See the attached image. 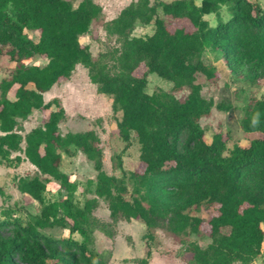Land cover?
<instances>
[{
  "label": "trees",
  "instance_id": "trees-1",
  "mask_svg": "<svg viewBox=\"0 0 264 264\" xmlns=\"http://www.w3.org/2000/svg\"><path fill=\"white\" fill-rule=\"evenodd\" d=\"M222 6L226 18L220 17ZM158 9L174 19H185L192 29L169 28ZM101 12L93 0H80L75 7L69 0H0V54L2 29L18 37L4 51L15 65L9 77L0 80V163L19 162L21 157H11V153H23L37 173L17 177L15 185L40 205L39 213L28 220L10 216L0 220V264H109L108 258L93 248V230L103 226L93 214L97 197L106 200L113 222L137 219L144 223L146 250L132 262L149 264L155 239L152 215L157 213L160 193L185 184L191 191L170 219L177 230L189 227L197 231L204 221L180 211L203 199L216 204L215 213L207 220L210 241L204 247L188 243V263L250 264L264 249V100L250 99L240 120L244 132L259 135L227 150L221 132L214 133L210 142L204 139L199 120L210 115L214 103L201 95L196 76L203 74L209 80L218 76L214 66L201 59L203 51L211 49L220 52L231 71L247 67L250 79L264 78V66L258 65L234 36L238 28L264 36V6L255 0H200L199 4L195 0L131 1L104 26L121 44L115 57L121 68L117 74L106 72L103 54L94 58L88 45L80 42ZM207 14L215 15V24L204 18ZM137 22L153 23L152 33L133 35ZM24 29L32 31L36 41L27 38ZM33 55L46 62H25ZM76 64L86 68L97 92L109 96L112 111L120 113L115 124L125 143L123 150L129 147L132 135L137 139L143 169L129 173L134 183L131 197H127L120 160V177L104 171L97 133H62L59 123L66 114L59 99L44 101L43 93L69 79ZM150 73L171 82L173 90L188 87V94L179 100L163 89L148 93ZM215 106L226 109L221 103ZM33 110L45 114L42 125L22 136V121ZM71 150L82 153L96 173L89 181L95 197L86 198L82 205L74 201L77 184L60 169L62 153L71 154ZM41 176L58 181L65 195L45 201L46 182ZM48 227L66 229L68 235L51 237L40 231ZM102 231L111 235L105 227ZM73 233L81 240L72 238Z\"/></svg>",
  "mask_w": 264,
  "mask_h": 264
},
{
  "label": "rangeland",
  "instance_id": "rangeland-1",
  "mask_svg": "<svg viewBox=\"0 0 264 264\" xmlns=\"http://www.w3.org/2000/svg\"><path fill=\"white\" fill-rule=\"evenodd\" d=\"M69 1L75 7L80 0ZM93 1L101 6L102 12L92 20L89 32L80 37V42L88 44L94 58L100 53L103 54L101 61L104 63L106 72L117 74L121 68L118 66L115 57L119 55L121 44L115 35L106 32L104 26L106 21L114 18L124 6L134 0ZM150 1L153 2V0ZM255 1L264 6V0ZM195 2L199 4L200 0H195ZM158 15L164 19L169 28L183 26L187 30L192 29L185 19H174L164 14L161 9H158ZM227 16V11L222 6L220 17L226 18ZM204 18L211 25L216 22L214 14H207ZM153 28V23L144 25L137 22L132 34L135 36L148 35L152 33ZM1 32L3 53L0 54V80L9 77L15 65L4 54V51L12 47L18 40L17 35L12 31L2 29ZM23 33L27 38L36 41V36L32 31L24 29ZM234 36L243 44L247 54L258 65L264 66V36L245 28L236 29ZM201 59L205 64L213 65L218 74L214 80H209L203 74L196 76V82L201 85V95L206 99H212L214 103L210 115L199 120V124L204 130L206 142L211 141L214 133L221 132L226 138L225 145L229 150L234 144H244L258 136L257 132H244L240 127V120L243 117L245 105L250 99L264 100V78L250 79L247 74V67L239 71H231L224 65L218 51L206 49L203 51ZM25 62L43 65L46 59L33 55L25 58ZM141 71L142 68L137 72L141 73ZM158 89L167 91L179 100H183L189 92L188 87L178 91L173 90L171 82L160 78L155 73L148 74L146 91L152 93ZM45 93H48L45 98L43 93L45 102L57 97L64 108L66 117L59 123L62 133L86 130H94L97 133L103 152V169L107 174L117 177L122 175V171L117 168L120 160L123 173L126 176L127 197H131L134 183L129 177V173L132 171L141 172L143 169L139 160V144L136 137L132 135L129 147L123 150L125 143L118 136L115 124V119L120 118V113L112 111L110 97L97 92L96 85L91 83L88 78L86 68L81 65L74 68L69 79L54 84ZM219 103L226 109H217L215 105ZM51 109H55V106L52 105ZM44 115L41 111L33 110L22 121L21 135L24 136L32 128L41 126ZM21 147H24V141H22ZM16 155L21 157L19 162L12 160L9 166L0 163V220L9 216L28 220L31 215L38 214L40 209L37 201L27 194L19 192L16 188L15 179L17 177L32 176L37 173L36 168L25 159L23 153H11V157ZM60 169L69 176L71 181L77 184V189L74 192V201L77 204L82 205L86 198L95 197L94 186L89 184V181L94 179L96 173L91 162L82 153L77 150H71V154L62 153ZM45 177L41 176L46 182L45 201L62 198L66 192L59 182ZM86 188L88 191H84ZM190 191L191 187L185 184L183 188H165L160 193L161 196L156 205L157 213L152 215L154 227L151 228V232L155 235V239L151 245L149 264H189L187 261L188 253L185 250L186 245L195 242L204 247L209 243L207 220L215 213V203H209L203 199L180 211L187 216H198L204 219L197 231H192L189 227L177 230L176 224L170 220L176 215L177 206L182 203ZM144 204L146 207L148 206V203L144 202ZM93 214L103 224L102 227H105L111 234L107 235L103 232L102 227L93 230V248L103 253L108 258L109 264H133L132 259L144 255L146 242L143 235L146 227L143 222L137 219H130L129 221L122 219L113 222L109 216L106 200L99 197H97V206L93 209ZM40 231L51 237H67L68 235L67 230L61 227H48L40 229ZM71 237L77 241L81 240L77 233L71 234ZM234 264L242 263L236 261ZM250 264H264V249L262 254L254 258Z\"/></svg>",
  "mask_w": 264,
  "mask_h": 264
},
{
  "label": "crops",
  "instance_id": "crops-1",
  "mask_svg": "<svg viewBox=\"0 0 264 264\" xmlns=\"http://www.w3.org/2000/svg\"><path fill=\"white\" fill-rule=\"evenodd\" d=\"M197 4H198V3H197ZM85 44H86V43H85ZM86 45H88V44H86ZM78 65H81V64H76V66H78ZM76 66H75V67H76ZM81 66H83V65H81ZM83 67H84V66H83ZM46 92H47V91H46ZM46 94H48V93H45V92H44V98H45Z\"/></svg>",
  "mask_w": 264,
  "mask_h": 264
}]
</instances>
